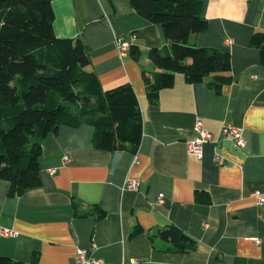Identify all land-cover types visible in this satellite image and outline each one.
I'll return each mask as SVG.
<instances>
[{
    "label": "crops",
    "instance_id": "crops-1",
    "mask_svg": "<svg viewBox=\"0 0 264 264\" xmlns=\"http://www.w3.org/2000/svg\"><path fill=\"white\" fill-rule=\"evenodd\" d=\"M199 1L209 27L190 43L228 52L233 82L220 93L212 77L190 84L177 74L154 105L144 76L160 72L150 51L170 46L162 28L140 16L133 0L53 1L56 37L83 42L103 90L133 87L143 136L136 152L96 149L95 129L86 124L61 126L48 137L39 187L12 197L9 183L0 181V227L18 233L0 239V258L76 264L82 249L108 264L134 258L140 264H264V205L255 196H264V66L251 46L252 36L264 32V0ZM119 37L130 44L124 58ZM198 119L214 135L202 160L187 147ZM227 123L243 129L245 148L220 138ZM217 153L225 166L215 162ZM127 178L139 180L136 191L124 190ZM197 192L208 193L212 203H200ZM170 225L195 240L196 251L176 253L152 240Z\"/></svg>",
    "mask_w": 264,
    "mask_h": 264
},
{
    "label": "trees",
    "instance_id": "trees-1",
    "mask_svg": "<svg viewBox=\"0 0 264 264\" xmlns=\"http://www.w3.org/2000/svg\"><path fill=\"white\" fill-rule=\"evenodd\" d=\"M54 0H0V181L10 185L12 197L41 185L42 143L61 126L90 125L94 147L108 152H136L143 136V119L130 84L103 90L90 71L91 58L80 39H59L54 32ZM135 11L162 28L167 49L154 48L150 59L160 72L144 76L151 104L172 88L176 75L187 83L214 79L221 93L233 82L228 52L198 47L193 35L208 30L199 0H133ZM251 46L264 66V32L257 31ZM138 55V51L135 52ZM198 201L212 203L206 192ZM106 212L100 211L104 218ZM154 237L176 253H190L197 242L173 225ZM0 264H15L0 258Z\"/></svg>",
    "mask_w": 264,
    "mask_h": 264
},
{
    "label": "built area",
    "instance_id": "built-area-1",
    "mask_svg": "<svg viewBox=\"0 0 264 264\" xmlns=\"http://www.w3.org/2000/svg\"><path fill=\"white\" fill-rule=\"evenodd\" d=\"M249 1V0H246ZM226 43H231V39L225 40ZM116 46L119 52L120 57L124 58L127 56L128 50L130 48V44L124 38L119 37L116 40ZM194 131L196 133L195 138L187 142L188 151L190 154L194 155L198 160H202L204 156V146L210 141L214 140V135L208 131L204 127V122L202 119H198L196 121ZM220 138L231 141L235 148L243 149L247 145V139L244 136L243 129L238 128L230 123L224 124L220 132ZM219 138V139H220ZM69 157L65 156L64 161H68ZM215 162L220 166H225L227 164V160L225 157L220 154H216L214 157ZM140 186L139 180L136 178H127L124 184V190L136 191ZM259 198V205H264V196L260 192L255 194ZM164 198L161 196L159 198V202H163ZM18 233L13 230L0 227V239L1 238H9V237H17ZM259 242L258 240H255ZM76 264H108L104 261L94 258L89 252L86 250H78L75 257ZM121 264H140L139 258L132 259L129 263L123 262Z\"/></svg>",
    "mask_w": 264,
    "mask_h": 264
}]
</instances>
